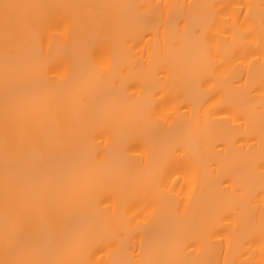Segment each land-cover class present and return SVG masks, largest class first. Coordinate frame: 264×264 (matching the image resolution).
Returning a JSON list of instances; mask_svg holds the SVG:
<instances>
[{"label":"snow or ice","instance_id":"snow-or-ice-1","mask_svg":"<svg viewBox=\"0 0 264 264\" xmlns=\"http://www.w3.org/2000/svg\"><path fill=\"white\" fill-rule=\"evenodd\" d=\"M0 264H264V0H0Z\"/></svg>","mask_w":264,"mask_h":264},{"label":"bare ground","instance_id":"bare-ground-1","mask_svg":"<svg viewBox=\"0 0 264 264\" xmlns=\"http://www.w3.org/2000/svg\"><path fill=\"white\" fill-rule=\"evenodd\" d=\"M54 2H55V0H54ZM64 2H80V0H64ZM126 2L135 3V2H140V0H126ZM176 2L200 4V3L210 2V0H176ZM219 2L229 3V2H232V0H219ZM257 2H258V0H257ZM60 42L62 43L63 41L61 40ZM223 115H224V113H218V116H223ZM242 162H243L242 155L240 153H234L232 156V163L242 164ZM181 183H183V181H181ZM177 190L181 191L179 186H177ZM183 192L186 193L187 188L183 189ZM218 195H219V193H218L217 189L215 188V186H209V187L203 188V190H201V191L195 192L194 198L196 199V202L199 203L202 198L212 199Z\"/></svg>","mask_w":264,"mask_h":264}]
</instances>
